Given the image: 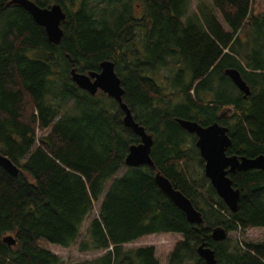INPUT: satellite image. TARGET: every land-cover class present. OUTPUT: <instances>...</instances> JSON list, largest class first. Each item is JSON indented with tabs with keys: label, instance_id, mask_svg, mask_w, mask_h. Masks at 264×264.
Here are the masks:
<instances>
[{
	"label": "trees",
	"instance_id": "trees-1",
	"mask_svg": "<svg viewBox=\"0 0 264 264\" xmlns=\"http://www.w3.org/2000/svg\"><path fill=\"white\" fill-rule=\"evenodd\" d=\"M8 1L0 0V154L21 172L13 178L0 168V264H62L45 245L68 248L88 218L78 251L105 253L73 264H159L153 247L123 245L167 233L182 237L168 264H205L196 253L202 243L217 264H264V240L210 236L216 227L227 234L264 228V172L228 175L239 191L230 212L204 176L196 137L177 122L219 123L231 139L226 155H264V10L255 13L252 0H197L194 11L191 0H31L59 4L66 15L52 44ZM105 60L133 119L152 136L154 169L125 166L139 137L124 127L113 99L91 96L70 78L72 68L99 72ZM155 172L190 200L201 225L187 222ZM7 235L14 246L3 243Z\"/></svg>",
	"mask_w": 264,
	"mask_h": 264
},
{
	"label": "water",
	"instance_id": "water-1",
	"mask_svg": "<svg viewBox=\"0 0 264 264\" xmlns=\"http://www.w3.org/2000/svg\"><path fill=\"white\" fill-rule=\"evenodd\" d=\"M7 5H17L26 10L34 22L43 27L47 39L52 44H59L63 31L61 23L66 15L59 4H53L48 8H41L31 0H9ZM99 72L81 73L72 68L70 78L72 82L81 90L94 96L97 92H102L107 97L113 99L119 110L122 112V124L139 137V144L129 147L124 159L127 167L148 166L154 169V164L150 157L153 144L152 136L147 134L140 126L123 102V88L120 79L115 73L114 64L110 61H102L99 65ZM226 76L234 86L245 97L250 94L249 87L242 79L240 73L235 69L225 71ZM179 126L188 134L196 137L195 146L198 149L200 158L203 160V173L216 195L223 201L228 210L235 213L238 208L239 191L232 187L229 174L244 172L247 170H260L264 172V155L254 158L236 155H226V150L231 146V139L227 135V128L214 123L209 126H201L196 122L178 119ZM0 168L11 177L16 178L21 170L7 157L0 154ZM154 180L158 188L164 195L185 215L188 223L201 225L203 223L202 214L197 211L190 200L179 190L173 188L170 181L160 172H155ZM211 238L215 242L223 241L227 233L221 227H216L211 231ZM3 243L12 247L16 240L12 235H7L2 239ZM197 255L204 260L205 264H217L214 251L206 247L204 243L196 248Z\"/></svg>",
	"mask_w": 264,
	"mask_h": 264
},
{
	"label": "rangeland",
	"instance_id": "rangeland-1",
	"mask_svg": "<svg viewBox=\"0 0 264 264\" xmlns=\"http://www.w3.org/2000/svg\"><path fill=\"white\" fill-rule=\"evenodd\" d=\"M197 4V0H191V10H195V6ZM252 7L255 13L264 10V0H252ZM219 21L224 26L221 18L219 17ZM161 74V73H160ZM157 77H159L157 75ZM160 81V78L158 79ZM42 132L37 133V137H40ZM126 166V165H125ZM125 169L121 168L117 175H122ZM98 206L95 205L94 208V216L97 215ZM90 218L85 220L82 224L80 230V236L76 240L74 244L69 246L68 248L58 247L56 245H45V247L54 255L58 256L62 260V264H73L76 262H80L83 260H90L101 256L105 253V251H96L89 253H80L78 251L79 242L86 238V228ZM227 237L231 240H237L240 244L248 243V242H259L264 240V228H255L251 230H246L244 233H240L239 231L230 232L227 234ZM182 239L180 234L176 233H167V234H152L141 237L137 240H134L128 244L123 245L124 250L136 249L141 247L151 246L154 249L155 258L159 262V264H168L169 254L176 244L177 241Z\"/></svg>",
	"mask_w": 264,
	"mask_h": 264
}]
</instances>
